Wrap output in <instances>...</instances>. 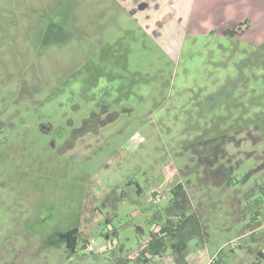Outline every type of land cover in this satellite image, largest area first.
<instances>
[{
	"label": "rangeland",
	"instance_id": "1",
	"mask_svg": "<svg viewBox=\"0 0 264 264\" xmlns=\"http://www.w3.org/2000/svg\"><path fill=\"white\" fill-rule=\"evenodd\" d=\"M185 203L202 233L141 261ZM71 228L76 253L46 244ZM259 249L264 0H0V264H255Z\"/></svg>",
	"mask_w": 264,
	"mask_h": 264
},
{
	"label": "trees",
	"instance_id": "2",
	"mask_svg": "<svg viewBox=\"0 0 264 264\" xmlns=\"http://www.w3.org/2000/svg\"><path fill=\"white\" fill-rule=\"evenodd\" d=\"M224 33L226 35L232 36L237 34L235 31L231 30L225 31ZM174 191L178 195L183 191V187L178 185ZM198 222L199 221L196 219V217L193 216L184 217L180 222H176L173 219H168L165 225L160 226L161 228L159 233L152 234L149 244L144 249V254L149 253L153 256H162L164 253H166L169 246L176 253H182L187 249V239L202 233V227L200 225L198 226ZM186 227H189V230L183 232V228ZM66 238V236L63 237V239ZM168 241L175 242L171 245H168ZM68 245L74 249L77 245L76 239Z\"/></svg>",
	"mask_w": 264,
	"mask_h": 264
},
{
	"label": "flooded vegetation",
	"instance_id": "3",
	"mask_svg": "<svg viewBox=\"0 0 264 264\" xmlns=\"http://www.w3.org/2000/svg\"><path fill=\"white\" fill-rule=\"evenodd\" d=\"M180 185V184H179ZM178 186V185H177ZM176 186V187H177ZM182 186V185H181ZM175 187V188H176ZM183 187V186H182ZM184 189V188H183ZM172 193V192H171ZM174 193V192H173ZM172 193V194H173ZM153 196H155L156 198H158V194H157V192H152L151 193ZM183 194V191L180 193V194H174V196H180V195H182ZM178 208H180V209H178ZM178 208H177V211L178 212H180V214H181V216H182V219L184 218V217H187V215H186V212H187V204L185 203L184 205H180V206H178ZM176 211V212H177ZM258 214H259V212H258ZM180 216V217H181ZM168 219H173V218H168ZM167 219V220H168ZM160 226L158 227V229H156L155 231H153V233H159V231H160ZM184 229V228H183ZM152 233V234H153ZM64 236H66L67 238L66 239H63V237ZM151 238H152V235H151V237H150V239H149V241L147 242V245L149 244V242H150V240H151ZM76 239V242H77V245L75 246V248L73 249V248H71V247H69V243H71L72 241H74ZM82 239V235H81V233L79 232V229L78 228H71V229H69V230H67V231H64V232H54V233H52L49 237H47L46 238V244L48 245V246H51V247H54V246H59V245H61V244H66V246L68 247V249L72 252V253H76L77 252V250H78V246H79V244H80V240ZM52 242H53V244H52ZM92 242H94L95 243V240H84V243H83V249L84 250H87L88 252H90V253H94V252H97V250L95 249V247H93V245H91V243ZM93 243V244H94ZM235 244V243H234ZM90 245L92 246V248H90ZM146 245V246H147ZM146 246H144L143 247V250H142V252H139V255H138V257H143V255H146V254H144V249H145V247ZM241 246V245H240ZM109 248H106V247H104V250H99L98 251V253H100V254H103L102 253V251H107ZM173 253H175L176 254V252H173ZM249 254H250V252H249ZM137 257V256H136ZM152 257H155V256H153V255H150V254H148L147 255V257L144 259V260H142L141 259V261H143V262H148V261H150L151 259H152ZM255 257H256V261H257V263H255V264H260L263 260H264V253H263V251L261 250V249H259V250H256L255 251ZM212 263H214V261H212L210 264H212Z\"/></svg>",
	"mask_w": 264,
	"mask_h": 264
},
{
	"label": "built area",
	"instance_id": "4",
	"mask_svg": "<svg viewBox=\"0 0 264 264\" xmlns=\"http://www.w3.org/2000/svg\"><path fill=\"white\" fill-rule=\"evenodd\" d=\"M94 242L91 243V245H93ZM90 245V248H92V246Z\"/></svg>",
	"mask_w": 264,
	"mask_h": 264
},
{
	"label": "crops",
	"instance_id": "5",
	"mask_svg": "<svg viewBox=\"0 0 264 264\" xmlns=\"http://www.w3.org/2000/svg\"><path fill=\"white\" fill-rule=\"evenodd\" d=\"M148 9H150V8H148ZM143 10H145V9H143ZM252 233L254 234V233H255V231H253Z\"/></svg>",
	"mask_w": 264,
	"mask_h": 264
}]
</instances>
